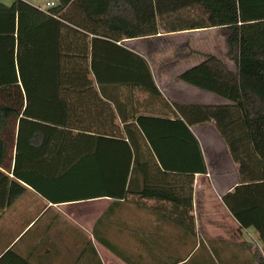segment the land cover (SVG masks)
<instances>
[{
    "label": "trees",
    "instance_id": "trees-1",
    "mask_svg": "<svg viewBox=\"0 0 264 264\" xmlns=\"http://www.w3.org/2000/svg\"><path fill=\"white\" fill-rule=\"evenodd\" d=\"M208 29L225 30L234 69L201 53L178 78L229 103H174L178 119L140 115L130 126L122 88L161 94L126 42ZM211 122L239 166L222 201L258 235L264 264V0H57L47 11L0 1V219L28 188L56 205L132 192L190 201L195 175L208 173L191 128ZM139 136L155 161H141ZM166 140L183 147L178 167ZM159 175L183 187L148 184Z\"/></svg>",
    "mask_w": 264,
    "mask_h": 264
},
{
    "label": "crops",
    "instance_id": "crops-1",
    "mask_svg": "<svg viewBox=\"0 0 264 264\" xmlns=\"http://www.w3.org/2000/svg\"><path fill=\"white\" fill-rule=\"evenodd\" d=\"M0 1L11 5L14 0ZM25 1L45 9L31 0ZM191 34L194 33L159 34L126 42L148 60L161 94L122 88L121 98L134 129L140 115L178 119L174 103H229L178 78L198 62L192 59L193 44L185 42ZM144 40H151L150 47L141 43ZM163 40L177 42L173 49L169 47L166 57H160ZM191 130L208 169L206 174L195 175L192 200L169 201L132 192L121 200L100 198L56 205L28 188L0 219V264H257L254 255L263 247L258 235L242 229L222 201L239 184V166L214 122ZM138 139L141 161H155L145 138ZM173 144L174 151L170 148ZM163 146L164 153L170 150L171 162L181 165V143L166 140ZM159 177L162 179L147 183L167 191L183 187L182 178L175 180L176 185L170 184L171 176Z\"/></svg>",
    "mask_w": 264,
    "mask_h": 264
},
{
    "label": "rangeland",
    "instance_id": "rangeland-1",
    "mask_svg": "<svg viewBox=\"0 0 264 264\" xmlns=\"http://www.w3.org/2000/svg\"><path fill=\"white\" fill-rule=\"evenodd\" d=\"M6 2H9L10 0H5ZM32 2L38 4L41 6V8L46 7V3L50 1H56L57 0H31ZM13 3V1H12ZM11 3V4H12ZM189 33L191 36H187L185 38V42L189 41L192 45V48L190 49L192 53L196 54L192 56V59H199V55L202 54H215L225 60L229 66L234 69V66L231 62L227 61L226 58V32L224 29H208V30H197V31H191ZM164 43H160L159 48L164 49L163 53L160 55V57H166L168 55V49L170 46H172V49L174 46H176L177 42L175 40H163ZM141 43L146 46L148 45L150 47L151 40H144L141 41ZM142 50L145 49V47H140ZM171 48V47H170ZM188 51V50H186ZM160 54V53H159ZM223 216V215H219Z\"/></svg>",
    "mask_w": 264,
    "mask_h": 264
},
{
    "label": "built area",
    "instance_id": "built-area-1",
    "mask_svg": "<svg viewBox=\"0 0 264 264\" xmlns=\"http://www.w3.org/2000/svg\"><path fill=\"white\" fill-rule=\"evenodd\" d=\"M55 4H56L55 2H47V3H46V7H45L44 10L47 11L48 9L54 7Z\"/></svg>",
    "mask_w": 264,
    "mask_h": 264
}]
</instances>
